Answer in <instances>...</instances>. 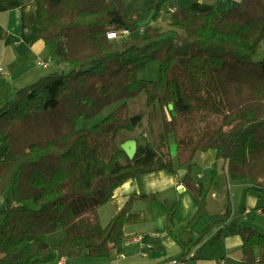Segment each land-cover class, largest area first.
I'll return each mask as SVG.
<instances>
[{"label": "trees", "instance_id": "trees-1", "mask_svg": "<svg viewBox=\"0 0 264 264\" xmlns=\"http://www.w3.org/2000/svg\"><path fill=\"white\" fill-rule=\"evenodd\" d=\"M33 1L38 38L53 61L71 69L8 88L9 101L0 109L6 144L0 158V264H58L83 251L90 257L123 253L124 223L136 198L106 226L99 208L130 177L157 170L178 174L184 167L181 181L201 201L185 232L174 231L176 204L162 202L166 229L184 252L181 260L188 264L191 250L220 225L213 243H222L226 231L238 233V264H264V233L227 225L229 201L223 213L209 214L208 188L191 172L196 154L213 149L211 183L222 164L230 180L264 190V60L254 59L264 44V0H241L223 11L179 8L171 12L170 28L149 25L141 39L134 34L143 20L125 0ZM170 1L144 0V9L157 17L170 12ZM122 29L130 31L128 38H109L110 31ZM149 54L160 65L157 80L138 76L145 66L141 57ZM142 93L147 106L161 109L162 142L138 143L130 159L118 136L135 131L128 101ZM114 103L119 106L98 124L77 129L78 119L93 118ZM59 229L62 239L51 244L48 236Z\"/></svg>", "mask_w": 264, "mask_h": 264}, {"label": "crops", "instance_id": "crops-1", "mask_svg": "<svg viewBox=\"0 0 264 264\" xmlns=\"http://www.w3.org/2000/svg\"><path fill=\"white\" fill-rule=\"evenodd\" d=\"M125 1L127 4H132L133 9L140 16L135 6L138 1H141L143 4L144 0ZM180 1H185L186 3L189 0H171L167 4L168 10L169 8L179 9ZM240 1L191 0L190 4L186 7L200 12L209 10L223 11L237 6ZM148 15L152 14L149 13ZM153 18L155 20L160 19L159 16ZM39 25V7L35 1L30 0L22 3L21 0H0V109L9 101L8 88H20L36 82L44 76V73L39 70V68L43 67L40 63H46L49 67L53 61L49 58L50 54L45 42L38 38ZM151 26L154 25L152 24ZM142 30L144 29L141 28L140 32ZM140 32L134 34L137 39H141L137 37ZM124 38L127 37L119 40H125ZM53 62L56 63V67L59 69L61 64L66 65L61 60ZM216 160V150L211 149L206 152H198L191 169L192 176L196 182L204 188H208V213L217 214L224 212L223 210L217 211L212 209V200L209 199H216L219 194H222L219 189L221 184L226 193L223 196L230 195L233 187L236 189L242 185L248 189L247 201L242 211L243 216L251 213L252 208H256L257 212H261L263 209L258 205L260 199L252 191L257 192V189L246 181L230 180L226 165L222 166L220 164L224 171V181H222L223 178L220 176L222 172L218 173L213 183H211V175L206 178V171L209 170L210 174H212L211 172ZM184 168L187 169V167ZM219 177L220 182H218ZM181 178L182 176L179 174H172L165 170H157L130 177L116 187L112 192L110 200L99 208L100 221L103 226H106L130 198H136L132 210L127 214L125 219L124 232L127 238L125 240L124 251L121 253L124 254V257H122L124 262L119 264H171L174 260H181L184 257V252L180 245L166 229V214L162 206V202L165 199L169 200L172 204H176L177 211L175 214L174 231L175 233L185 232L188 222L198 210L201 201L182 183ZM233 182L238 184L234 186ZM242 215L232 213L231 217L225 219V223L227 225L237 224ZM220 229V225L215 226L205 236L203 241L191 250L190 253H193V257L188 259V264L196 258L199 259L195 261V264L230 263L227 261L229 258L235 260L236 264L240 262L242 238L238 233L226 231L223 236V242L220 243L225 246V252L229 257H222L221 259L216 257L218 253L212 248L215 243L205 247L208 242L214 239ZM137 235L143 237L142 242L126 244L130 237ZM58 242L59 240L55 242L51 241L50 243L56 244ZM200 252H202L203 257H198ZM145 253L146 255H144ZM3 256L4 254L0 251V259ZM139 257L143 260H138ZM67 262L64 264H67Z\"/></svg>", "mask_w": 264, "mask_h": 264}, {"label": "rangeland", "instance_id": "rangeland-1", "mask_svg": "<svg viewBox=\"0 0 264 264\" xmlns=\"http://www.w3.org/2000/svg\"><path fill=\"white\" fill-rule=\"evenodd\" d=\"M191 0L187 1H180L179 7H186L189 5ZM135 8L137 9L138 13L143 19V29L142 32H140L137 37L143 38L146 36V30L145 28L149 25H154L155 27H161L162 29L166 30L170 28V17L171 12H168L167 9L164 10L161 14L158 16L160 19H154L152 15H148L144 9V4L141 3V1H138L136 3ZM170 11V8H169ZM181 32H184L181 30ZM128 38V37H127ZM121 39V38H120ZM126 39V38H124ZM137 57V56H136ZM135 57V58H136ZM52 59L51 57H49ZM141 59L145 62V66L140 68L138 70V76L141 79L145 80H157L160 75V65L159 62L153 58L152 54H149L147 56L141 57ZM255 61H261L264 60V44H261L259 48L257 49V52L254 56ZM64 62V61H63ZM66 65L61 64L60 69L56 67V63L52 61L51 65L47 68L41 67L39 68L40 72L44 73V75H47L53 71H59V72H65L68 73L71 67L65 62ZM129 104V112L131 116H139L140 119L137 121V126L135 128L134 132H126L123 131L118 136L119 143H123L124 141L128 139H137L139 143H146L150 142L154 146H158L162 142V133H163V118L161 109L158 104H154L153 106H147L146 104V95L142 93L139 97L130 99L128 101ZM119 106V103L111 104L110 106H107L100 114L97 116L86 119V118H80L77 120V129H87L90 128L96 124H98L100 121H102L107 115L112 113L117 107ZM5 147L6 144L4 143L2 136L0 134V158L4 156L5 153ZM125 162V159L122 160ZM181 169V168H180ZM222 172V173H221ZM218 173H221V177L223 178V168L219 165L218 167ZM210 171H206V178L210 177ZM225 176V174H224ZM224 181V178L222 179ZM218 182H220V177L218 178ZM227 182V181H226ZM234 183V182H233ZM238 183H234V186ZM227 188V187H226ZM222 194H219V196L215 198H209L211 199V205L212 209L217 211H225L227 202L229 201V206L231 209V212L234 214H241L242 211L245 208V203L247 201V192L248 189L244 188L242 185L240 187H237L236 189L232 188V193L226 196H223V194H226L222 184L219 187ZM213 191V190H212ZM256 197L259 200L258 205H260V208H262L261 212H257L256 208H252V212L249 214H246L245 216L242 215V218L239 220V223L242 225H249L254 226L259 229L260 232L264 233V190H252ZM209 193V191H208ZM211 194V191H210ZM252 194V193H251ZM211 196V195H209ZM208 196V197H209ZM2 204H0L1 209ZM2 222V216H0V223ZM62 230L59 229L56 232L50 234L48 236L49 241L55 242L57 240L60 241L62 239ZM213 243L212 241L208 242L205 247L211 246ZM214 250L217 251V256L219 259L222 257H227L228 255L225 252V246L221 244H214V247H212ZM87 251H83L74 261L65 260V263L67 264H119L124 262L122 260L121 253L120 254H114L110 257H90L86 253ZM242 254V251L240 252ZM202 252L198 254V257H203ZM205 255V254H204ZM229 257V256H228ZM145 258V257H144ZM147 260V258H145ZM199 258H196L194 260H191L190 264H195V261H197ZM138 260H143L140 257ZM228 262L236 264L237 262L233 260L232 258L227 259Z\"/></svg>", "mask_w": 264, "mask_h": 264}, {"label": "water", "instance_id": "water-1", "mask_svg": "<svg viewBox=\"0 0 264 264\" xmlns=\"http://www.w3.org/2000/svg\"><path fill=\"white\" fill-rule=\"evenodd\" d=\"M169 109L172 111L173 115H176V111L174 110V105L172 103H170L168 105ZM140 119L139 116H133L131 118V123L133 125H135L137 123V121ZM121 148L125 151L126 155L128 156V158L133 159L137 153V148H138V142L136 139H128L126 141H124L123 143H121ZM172 150V154L174 156H176L177 154V145L173 144L171 147ZM188 170L185 168H181L178 170V174L180 176H184L185 174H187Z\"/></svg>", "mask_w": 264, "mask_h": 264}, {"label": "built area", "instance_id": "built-area-1", "mask_svg": "<svg viewBox=\"0 0 264 264\" xmlns=\"http://www.w3.org/2000/svg\"><path fill=\"white\" fill-rule=\"evenodd\" d=\"M175 9L174 8H170V12H174ZM109 38H111L112 40L114 39H120L123 37H128L130 36V31L127 29H122V30H118V31H110L108 33ZM43 67H48V65L46 63H40ZM143 241V237L141 235H137V236H133L130 237L127 240L126 244H130L131 242H142ZM146 255V253L144 254ZM122 257H124V254H121ZM193 257V253H190L189 258ZM65 263V259H61L58 264H64ZM171 264H186V261H182V260H174Z\"/></svg>", "mask_w": 264, "mask_h": 264}]
</instances>
